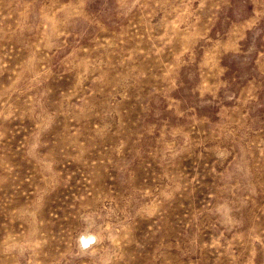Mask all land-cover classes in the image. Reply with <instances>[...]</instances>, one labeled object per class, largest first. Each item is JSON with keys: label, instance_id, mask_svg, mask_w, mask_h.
Listing matches in <instances>:
<instances>
[{"label": "rangeland", "instance_id": "obj_1", "mask_svg": "<svg viewBox=\"0 0 264 264\" xmlns=\"http://www.w3.org/2000/svg\"><path fill=\"white\" fill-rule=\"evenodd\" d=\"M0 264H264V0H0Z\"/></svg>", "mask_w": 264, "mask_h": 264}, {"label": "clouds", "instance_id": "obj_2", "mask_svg": "<svg viewBox=\"0 0 264 264\" xmlns=\"http://www.w3.org/2000/svg\"><path fill=\"white\" fill-rule=\"evenodd\" d=\"M95 241V236L91 234L82 235L79 238L81 248H88Z\"/></svg>", "mask_w": 264, "mask_h": 264}]
</instances>
